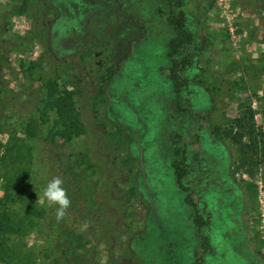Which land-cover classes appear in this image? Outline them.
Listing matches in <instances>:
<instances>
[{
    "label": "rangeland",
    "instance_id": "1",
    "mask_svg": "<svg viewBox=\"0 0 264 264\" xmlns=\"http://www.w3.org/2000/svg\"><path fill=\"white\" fill-rule=\"evenodd\" d=\"M183 7L196 35L185 70L188 98L192 109L205 111L202 124L173 114L172 83L161 71L173 35L159 12L167 0H0L3 101L19 112L34 111L42 105V79H55L70 91L87 127L61 150L82 149L86 142L93 159L103 157L104 173L92 175L99 177L101 214L82 230L94 264H247L242 247L235 254L229 249L219 222L231 212L226 192L240 189L245 225L264 255V161L240 154L225 136L246 105L264 133V74L251 67L264 64V0H186ZM46 116L51 122L52 112ZM13 129H19L16 122L0 128V158ZM173 131L184 135L187 148L184 182L202 216H212L201 231L206 252L171 166ZM33 167L38 183L44 170ZM228 170L233 180L225 177ZM1 183L0 176V197ZM37 196L43 201V193ZM22 239L35 250L43 234L35 228Z\"/></svg>",
    "mask_w": 264,
    "mask_h": 264
},
{
    "label": "trees",
    "instance_id": "2",
    "mask_svg": "<svg viewBox=\"0 0 264 264\" xmlns=\"http://www.w3.org/2000/svg\"><path fill=\"white\" fill-rule=\"evenodd\" d=\"M185 1L167 0V8L159 9L173 31L167 45L168 64L161 68L172 83L173 114L188 111L184 96L188 78L184 71L195 49L196 35L186 25ZM250 61L243 57V64L251 65ZM251 67L264 74V64ZM42 80L45 92L42 105L34 111L19 112L0 96V128L14 122L19 126V129H13L0 158L1 187L5 191V195L0 197V264H94V256L87 249L88 239L82 230L98 220L101 214V206L95 198L99 177L92 175L104 173L100 167L103 157L97 155V159H93L86 142L82 149L63 150L87 134V127L70 91L61 88L53 78ZM261 89L264 95V78ZM47 110L53 114L49 123ZM225 136L235 144L240 154L253 156L255 162L264 161V133L256 127L250 106H244L243 114L232 119ZM169 140L172 150L170 162L176 183L185 194V203L194 206L192 191L184 182L189 165L183 135L173 131ZM62 145L64 148L61 150ZM55 146L60 147V151H56ZM53 155L56 160H53ZM108 161L105 164L108 165ZM35 164L44 170L38 183L31 174ZM53 177L62 180L61 186L70 201L60 219H57L56 207L49 206L45 198L40 201L37 196L38 191L43 193L47 181ZM194 221L200 226L199 214ZM35 228L41 231L43 240L34 250L26 247L22 238Z\"/></svg>",
    "mask_w": 264,
    "mask_h": 264
},
{
    "label": "flooded vegetation",
    "instance_id": "3",
    "mask_svg": "<svg viewBox=\"0 0 264 264\" xmlns=\"http://www.w3.org/2000/svg\"><path fill=\"white\" fill-rule=\"evenodd\" d=\"M195 39H196V36H195ZM126 54H125V56H126ZM123 57L119 59L120 64H121V60L123 59ZM190 63L187 65L186 69L189 68ZM184 73H185V71H184ZM189 82H190V80L188 78L187 88H186V91L184 92V96L187 98V102H188V111L182 112L179 114H175V115L176 116L184 115V116H187L188 119H190V120L198 119L199 120L198 122L202 124L203 121L199 117H200V114L202 112H205V111L202 109L201 113H199V111H198L199 108H193V109L191 108V102L188 98ZM178 120L180 121L179 117H178ZM190 133L193 135H198L194 131L190 132ZM205 137H203V139ZM210 140H212V139H210ZM183 143H184V147H185V154L187 156V148L185 146L184 135H183ZM187 163L189 165V170H190V163L188 161H187ZM230 167H231V165H230V160H229L228 165H227V169H230ZM189 170H188V173H189ZM225 177L227 179H228V177H230V179L233 180V177L231 176V172L229 170H228L227 175H225ZM231 182H233V181H231ZM187 185L190 187V189L192 191L191 186L189 184H187ZM231 186L236 187L235 184L234 185L232 184ZM226 193H227V197H229V196L231 197V204L228 206V208L231 209V212L229 214L225 215L224 217H222L220 214H217V215H220L219 222H220V224H222V227H223V235L225 236L227 241L230 243L229 249L232 251V253L234 251L233 254H235L237 249L240 246L244 249V252L243 253L240 252L239 254L242 256V259H244L247 264H264V255H262L260 253L259 249H257L256 247L253 246V239H251V235L249 233L248 227H247V225H245L244 216L242 214V212L244 211V206H243L244 198H243L242 189L237 190V192L234 194L233 193L230 194L228 192H226ZM191 194H192V199L195 203L194 206L187 204L192 209L191 222H192V225L196 229V234H198L197 240H199V245L201 246L200 249L202 252H206V248L208 246V239L205 237L204 233H202L201 231L205 230L211 226L212 216L210 217L209 213L206 215V217L202 216V213L199 210L197 201H196V199L194 200L193 191ZM196 214L200 215V219L202 221L200 226H198L194 221Z\"/></svg>",
    "mask_w": 264,
    "mask_h": 264
},
{
    "label": "clouds",
    "instance_id": "4",
    "mask_svg": "<svg viewBox=\"0 0 264 264\" xmlns=\"http://www.w3.org/2000/svg\"><path fill=\"white\" fill-rule=\"evenodd\" d=\"M61 185L62 180L59 177H53L47 181L43 189V197L47 204L56 207L57 219L64 216L65 210L70 204L66 191Z\"/></svg>",
    "mask_w": 264,
    "mask_h": 264
},
{
    "label": "crops",
    "instance_id": "5",
    "mask_svg": "<svg viewBox=\"0 0 264 264\" xmlns=\"http://www.w3.org/2000/svg\"><path fill=\"white\" fill-rule=\"evenodd\" d=\"M242 35L245 36L246 34L243 32Z\"/></svg>",
    "mask_w": 264,
    "mask_h": 264
}]
</instances>
